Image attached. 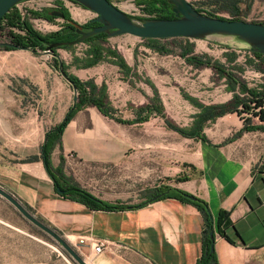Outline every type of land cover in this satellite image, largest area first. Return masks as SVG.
I'll list each match as a JSON object with an SVG mask.
<instances>
[{"label":"crops","instance_id":"0c3cea01","mask_svg":"<svg viewBox=\"0 0 264 264\" xmlns=\"http://www.w3.org/2000/svg\"><path fill=\"white\" fill-rule=\"evenodd\" d=\"M80 51L59 56L68 64ZM49 57L25 49L0 50V180L8 183V190L50 223L86 264H195L204 223L193 205L164 197L136 207L148 196V190L140 192L142 185L152 188L167 179L166 185L205 201L214 221L224 213L219 232H213L217 264H264V130H242V120L225 113L202 125V140L181 136L153 112H141L146 120L128 124L93 106L80 109L63 128L60 147L51 151V165L57 166L62 158L64 172L73 165L84 177L86 185L80 186L91 195L131 206L88 208L54 191L40 158L44 133L61 121L74 95L69 83L47 64ZM123 58L132 75L122 77L116 65L104 61L89 67L69 64L66 71L80 80L103 83L120 119L134 118L136 108L149 102L153 91L147 82L163 106L160 89L165 92L170 85H158L149 68L142 73L138 55ZM192 71L193 76L182 77L183 92L202 104L230 99L223 77L217 78L211 69ZM211 75L219 83L212 85ZM202 85L212 86L203 90ZM181 98L191 108L183 126L189 127L200 109ZM262 102L264 109V96ZM250 122L264 124L256 117ZM115 124L138 132L125 135ZM165 129L184 143L176 156L171 140L157 133ZM94 240L101 242L99 252L92 249Z\"/></svg>","mask_w":264,"mask_h":264},{"label":"trees","instance_id":"16d2710c","mask_svg":"<svg viewBox=\"0 0 264 264\" xmlns=\"http://www.w3.org/2000/svg\"><path fill=\"white\" fill-rule=\"evenodd\" d=\"M133 2L140 7L141 12L143 13L142 17L161 19L173 18V13L170 11V5L167 0H133ZM204 3L211 4L215 6L214 8L229 13L230 17L227 19L243 20L238 16L237 6L238 3H240V0L200 1V4ZM194 7L197 11L203 12L206 15L224 18L200 10L197 6ZM13 8L14 7L10 8L0 19V50L29 48L32 53H39L44 49V43L71 41L78 36L75 29H88L97 25V23L91 19L84 23L76 22L71 18L69 12L59 5L55 9L62 12V24L56 30L41 33L32 26L30 19L41 18L46 21H52L54 16L48 15L47 9L41 8L39 10H30L26 12L25 15L21 16L16 11H12ZM2 22L4 23V26L2 25ZM106 39L107 36L105 33H97L80 41L79 43H82L84 48L81 49L79 56L72 54L71 61L68 64L60 58L57 49L70 50L75 45L67 44L49 50L50 57L47 64L53 70L59 72L66 82L69 83L75 96L74 104L67 108L61 121L44 133L43 141L39 147L40 158L44 169L51 179L53 189L58 187L61 190V194H59L61 197L75 200L91 209L117 210L131 207L123 203H107L91 195L88 191L65 175L62 158H60L59 164L55 167L50 163L51 151L55 146L60 147V135L63 128L76 111L88 106L95 107L101 114L108 118H112L120 123L128 124L146 120L147 115L140 116L139 114L141 112H145V114L153 112L155 115L163 119L165 125L169 129L174 130L181 136L196 137L202 140L205 139L204 135L201 133L202 125L207 120L212 121L216 117L225 113H235L243 122L242 130H264V124H252L250 122L252 117H256L260 122H264V109L262 108V98L264 96V54L249 52L250 57H245L243 60L244 66H247L250 69L252 68L262 74L260 83L249 85L240 78V73L244 71V67L243 65L239 66L235 62L237 55L234 52L228 55L225 54L223 56L224 61L221 62L219 60H213L206 55L193 54L189 43L176 44L175 46L178 48L177 55L182 58L184 62L196 67L204 66L210 68L217 78H224L227 89L232 92L231 97L227 102L221 104H202L197 101L196 98L191 97L179 89L183 98H186L200 109L199 113L194 116L191 125L189 127H183L173 123L168 117H166L163 112V106L160 103L157 92L151 82H147L153 91V95L149 102L136 108L137 114L134 118L124 120L115 115L116 109L110 104L106 86L103 83L96 85L92 79L80 80L66 71L69 64L75 65L76 67H89L100 61H104L116 65L119 69V73L122 74V77L132 75L131 67L126 64L123 56L116 48L105 44ZM171 39L173 40L175 38ZM141 40L145 42V47L156 51L157 53L167 54L171 52L170 49H166L165 45L161 43V41L168 40L167 38H142ZM155 195H158V197L154 200L171 197L187 202L199 211L203 218L204 227L201 232L200 255L196 259L195 264H217L213 249L212 251H209L210 240L208 230L211 229L212 234L215 230L219 232V226L224 217V213L219 212L216 221H214L205 201L195 196L193 200H190L185 197V195H190L189 193L166 185L162 187L157 186L148 191L146 200L136 205V207L153 201L151 198Z\"/></svg>","mask_w":264,"mask_h":264},{"label":"rangeland","instance_id":"374dc122","mask_svg":"<svg viewBox=\"0 0 264 264\" xmlns=\"http://www.w3.org/2000/svg\"><path fill=\"white\" fill-rule=\"evenodd\" d=\"M109 1L134 18L142 17L143 15L140 7L135 5L133 0ZM191 1L194 2L195 6L200 10L210 12L219 17H230L229 13L214 8L215 6L211 4H200V1L202 0ZM51 4L52 5H39L34 2H24L14 6L12 11H16L19 15L23 16L30 10H39L41 8L52 10L60 5L66 9L71 18L78 23H84L87 19L92 17L91 13L83 11L80 5L69 0H53ZM237 7L238 16L245 21L264 19V0H240ZM87 13L89 14L86 15ZM30 21L32 26L41 33L56 30L62 24V19L56 16L52 21H46L41 18H31ZM2 25L4 26L3 22ZM167 39L168 40L161 41L166 49L171 50V52L167 54L157 53L156 51L145 47V42L140 38L126 34L107 37L105 44L116 48L122 56H126L129 53L138 55L140 58L137 65H139L138 69L141 70L142 73L143 70L149 68L150 70L155 71L156 76L154 79L158 85L161 86L163 82L170 85L166 88L165 92H163V89H160V95L162 102L164 103L163 109L166 116L173 123L179 126H186L191 108L188 107L184 99L181 98L179 89L183 88V86H181L183 84L181 81L184 80L182 77L185 75H189L190 77L193 76L191 73L193 72L192 69L200 71L205 69L207 71L206 73H208L210 68H205L204 66L192 67L191 65L186 64L184 60L177 55L178 48L175 45L189 43L193 54L206 55L213 60H219L221 62L224 61L223 56L225 54L228 55L234 52L237 55L235 62L239 66H244L243 60L245 57H250V54L246 48L235 46L236 43L234 44L220 36H211L207 39H188L184 37H175L173 40L171 38ZM83 48L84 45L82 43H77L70 50L57 49V52L61 55L64 54V51L73 52ZM255 72L257 71L252 68H247V70L240 73V78L245 82L251 83V85L258 84L261 81V77H258ZM209 80L213 82L212 85L219 83L212 75ZM212 85H202L199 86V88L205 90ZM116 104H119V102ZM115 128L117 132H123L125 135H130L132 132H138L137 130H133V127L130 125L115 124ZM157 133L161 137L165 136L171 140L172 154L173 156L178 155L180 147L184 146L182 139L167 129ZM65 175L76 182L79 186L86 185L82 179L84 177L81 174H78V172H75V167L73 165L68 167ZM166 183H168L167 179H164L161 185H155L154 187H162L165 186ZM5 184L8 183L0 180L1 188L12 194L13 197L27 208L37 219L54 229L50 223L43 220L32 209H30V207L21 202L18 197L7 189ZM154 187L151 188L150 186L142 185V190L140 192L144 190L150 191ZM93 192L97 195L99 194L96 191ZM0 264H76V262L70 258L68 253L51 236L22 217L11 203L0 196Z\"/></svg>","mask_w":264,"mask_h":264},{"label":"water","instance_id":"95a60500","mask_svg":"<svg viewBox=\"0 0 264 264\" xmlns=\"http://www.w3.org/2000/svg\"><path fill=\"white\" fill-rule=\"evenodd\" d=\"M28 0H0V19L12 7ZM80 5L92 14L91 20L98 25L88 29H75L78 35L71 41H55L44 43V49L39 53L48 55L49 50L67 44L75 45L85 38L97 33H105L107 37L130 35L136 38L166 39L184 37L188 39H207L211 36L224 37L235 46L246 48L248 52L264 54V21H245L241 19L218 18L199 12L187 0H167L173 18H134L116 7L109 0H69ZM47 14L62 17V12L47 9ZM31 51L29 48H18ZM75 96L72 97L71 106ZM56 193L61 190L56 187ZM0 196L11 203L19 214L40 230L51 236L68 253L76 264H86L80 254L54 229L37 219L12 194L0 187ZM158 195L153 196L154 200ZM190 200L193 195H185ZM210 240L209 251L213 249L212 230H208Z\"/></svg>","mask_w":264,"mask_h":264},{"label":"built area","instance_id":"2783aa9c","mask_svg":"<svg viewBox=\"0 0 264 264\" xmlns=\"http://www.w3.org/2000/svg\"><path fill=\"white\" fill-rule=\"evenodd\" d=\"M53 0H28V1H25V2H29V3H32V2H34V3H38L39 5H52L51 4V2H52ZM24 3V2H23ZM255 74L258 76V77H261V73H259V72H255ZM79 243H82L83 242V239L82 238H79L78 240H77ZM100 248H101V242L100 241H98V240H94L93 241V246H92V249H93V251L94 252H99V250H100Z\"/></svg>","mask_w":264,"mask_h":264},{"label":"flooded vegetation","instance_id":"af4514ba","mask_svg":"<svg viewBox=\"0 0 264 264\" xmlns=\"http://www.w3.org/2000/svg\"><path fill=\"white\" fill-rule=\"evenodd\" d=\"M58 7V6H57ZM82 8V7H81ZM83 9V8H82ZM89 13H87L86 15H88ZM55 17V16H54ZM56 17H59V16H56ZM59 18H61L62 19V17H59ZM89 19H91V17L89 18ZM89 19H87V20H89ZM86 20V21H87ZM62 22H63V19H62ZM97 23V22H96ZM97 25H98V23H97ZM96 26V25H95Z\"/></svg>","mask_w":264,"mask_h":264}]
</instances>
